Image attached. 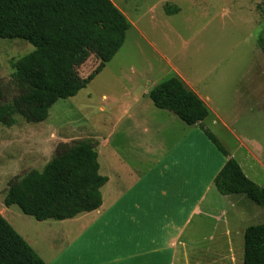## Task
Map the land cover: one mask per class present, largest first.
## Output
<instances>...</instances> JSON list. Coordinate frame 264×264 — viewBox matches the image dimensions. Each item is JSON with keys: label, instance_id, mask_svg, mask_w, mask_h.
I'll list each match as a JSON object with an SVG mask.
<instances>
[{"label": "rangeland", "instance_id": "374dc122", "mask_svg": "<svg viewBox=\"0 0 264 264\" xmlns=\"http://www.w3.org/2000/svg\"><path fill=\"white\" fill-rule=\"evenodd\" d=\"M111 2L123 13L129 29L123 46L102 72L74 97L58 100L45 121L27 123L15 115L14 125L0 124V213L20 235L38 245L65 244V236L16 205L6 207L9 182L31 170L41 172L61 143L89 139L97 149L106 137L107 160L112 161L118 148L146 140L162 142L165 131L156 133L158 125L170 117L183 123L172 113L151 107L148 96L138 103L134 98L172 76L207 101L212 113L203 126L233 155L245 175L264 188V54L258 45L264 30V0ZM33 50L24 40L0 38V80L14 84L16 62ZM99 62L90 52L77 67L79 75L87 77ZM6 104L14 108L12 99ZM123 105L138 107L141 117L120 118L115 111ZM136 121L146 125L136 127ZM197 128L207 140L204 130ZM126 155L131 158L129 152ZM138 166L143 175L159 170L155 162ZM200 208L212 217L194 215L187 225L189 234L201 223L193 234L195 241L186 247L189 264H243L244 231L264 222V207L244 195H221L212 185ZM216 217L219 241L211 244L203 238L215 233Z\"/></svg>", "mask_w": 264, "mask_h": 264}, {"label": "trees", "instance_id": "16d2710c", "mask_svg": "<svg viewBox=\"0 0 264 264\" xmlns=\"http://www.w3.org/2000/svg\"><path fill=\"white\" fill-rule=\"evenodd\" d=\"M128 29L127 19L111 0H0V38L24 40L34 47L16 62L14 84L0 80V124L14 125L15 115L27 123L45 121L58 100L74 97L102 72L123 46ZM258 45L264 54V30ZM90 52L100 62L82 77L77 67ZM148 95L156 108L187 125L201 124L209 115L205 103L175 76ZM10 99L13 109L6 104ZM204 133L228 157L214 180L218 192L244 195L264 207V188L245 175L214 134L207 129ZM106 181L91 140L61 143L41 172L31 170L9 182L4 204L16 205L37 221L66 220L98 209ZM243 248V264H264V222L245 229ZM0 264H46L1 213Z\"/></svg>", "mask_w": 264, "mask_h": 264}, {"label": "crops", "instance_id": "0c3cea01", "mask_svg": "<svg viewBox=\"0 0 264 264\" xmlns=\"http://www.w3.org/2000/svg\"><path fill=\"white\" fill-rule=\"evenodd\" d=\"M151 89L134 98L135 102L149 97ZM190 90L205 103L209 117L212 112L207 101L196 89ZM151 103L153 106L146 101L147 106L155 107ZM136 108L123 105L115 112L120 118L135 120L141 117ZM180 122L183 124L170 117L155 131H165L162 142L153 144L146 140L128 145L125 150L118 148L112 161L107 160L105 137L104 146L96 149L99 173L107 178L100 188L101 206L66 220L39 221L46 223L50 231H60L65 236V244L51 246V242H46L45 246L38 245L21 236L46 264H189L191 260L186 247L195 241L193 234L199 232L201 223L189 234L187 225L194 215L212 217L203 213L200 203L228 157L208 138H203L197 128L206 129L203 122L194 125ZM134 125L143 128L146 124L136 121ZM143 131L147 134L149 129L146 127ZM124 152H129L131 158ZM229 156L234 158L231 153ZM142 162H155L159 166L157 174H140L138 165ZM217 218L213 227L215 233L203 238L211 244L219 241ZM64 225L65 229H62ZM180 246L185 247L181 252Z\"/></svg>", "mask_w": 264, "mask_h": 264}]
</instances>
